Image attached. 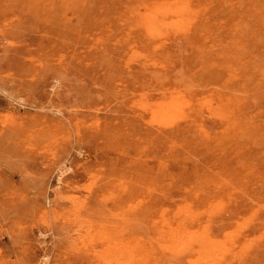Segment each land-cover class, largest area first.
Returning <instances> with one entry per match:
<instances>
[{"label": "rangeland", "instance_id": "1", "mask_svg": "<svg viewBox=\"0 0 264 264\" xmlns=\"http://www.w3.org/2000/svg\"><path fill=\"white\" fill-rule=\"evenodd\" d=\"M0 264H264V0H0Z\"/></svg>", "mask_w": 264, "mask_h": 264}, {"label": "bare ground", "instance_id": "2", "mask_svg": "<svg viewBox=\"0 0 264 264\" xmlns=\"http://www.w3.org/2000/svg\"><path fill=\"white\" fill-rule=\"evenodd\" d=\"M210 250V249H209Z\"/></svg>", "mask_w": 264, "mask_h": 264}]
</instances>
